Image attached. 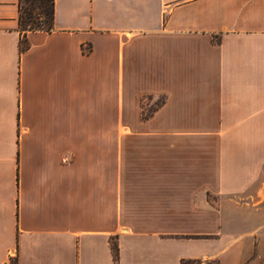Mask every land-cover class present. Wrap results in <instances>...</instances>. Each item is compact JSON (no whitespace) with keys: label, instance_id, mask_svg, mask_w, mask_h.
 I'll use <instances>...</instances> for the list:
<instances>
[{"label":"crops","instance_id":"crops-1","mask_svg":"<svg viewBox=\"0 0 264 264\" xmlns=\"http://www.w3.org/2000/svg\"><path fill=\"white\" fill-rule=\"evenodd\" d=\"M20 1L0 0V264H245L223 205L264 170V0H54L50 30H21Z\"/></svg>","mask_w":264,"mask_h":264},{"label":"rangeland","instance_id":"rangeland-1","mask_svg":"<svg viewBox=\"0 0 264 264\" xmlns=\"http://www.w3.org/2000/svg\"><path fill=\"white\" fill-rule=\"evenodd\" d=\"M161 99H152L147 108ZM223 207L225 229L235 239L249 242L252 255L245 264H264V170L256 184L233 195L232 205L227 203Z\"/></svg>","mask_w":264,"mask_h":264},{"label":"trees","instance_id":"trees-1","mask_svg":"<svg viewBox=\"0 0 264 264\" xmlns=\"http://www.w3.org/2000/svg\"><path fill=\"white\" fill-rule=\"evenodd\" d=\"M54 21V0H21L20 1V25L21 30L53 28ZM155 108L151 106L148 111H143L147 117ZM113 254L116 260L119 256V247L112 241ZM12 264H17L13 261ZM181 264H219L217 259L182 258Z\"/></svg>","mask_w":264,"mask_h":264}]
</instances>
